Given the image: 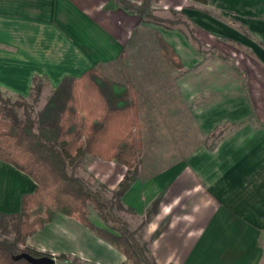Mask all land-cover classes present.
I'll use <instances>...</instances> for the list:
<instances>
[{
  "label": "crops",
  "instance_id": "0c3cea01",
  "mask_svg": "<svg viewBox=\"0 0 264 264\" xmlns=\"http://www.w3.org/2000/svg\"><path fill=\"white\" fill-rule=\"evenodd\" d=\"M174 13L184 15L186 26L151 23L152 16L166 20ZM136 30L140 50L128 51ZM156 37L173 49L181 71L158 52ZM109 66L126 77L134 110L140 106L137 84L153 116L164 105V112L177 116L178 103L181 110L185 103L197 137L191 153L137 180L122 197L150 264H264V0H0V93L28 100L33 79H41V110L63 79ZM183 115L175 119L181 143L189 137ZM219 128L223 132L208 151L205 142ZM76 170L91 175L105 195L126 173L115 161L91 157ZM35 187L0 161V217L18 214L21 198ZM160 194L157 214L147 221ZM88 214L105 228L94 211L88 208ZM25 245L89 264L127 263L59 212Z\"/></svg>",
  "mask_w": 264,
  "mask_h": 264
},
{
  "label": "trees",
  "instance_id": "16d2710c",
  "mask_svg": "<svg viewBox=\"0 0 264 264\" xmlns=\"http://www.w3.org/2000/svg\"><path fill=\"white\" fill-rule=\"evenodd\" d=\"M144 19L147 20V16ZM150 19L155 25L169 23L155 16ZM177 21L185 25L184 15H176ZM139 37L140 32L134 31L127 45L128 51L140 50L138 45L142 38ZM156 45L167 64L181 71L183 67L173 49L158 37ZM112 72V66H109L107 71L92 69L77 80L63 79L39 111L34 108L44 86L41 79L32 81L30 103L22 98L3 99L0 93V161L26 174L36 184L32 193L21 198L19 213L7 217L14 222V235L12 239L0 235V264H30L24 259H16L21 254L52 258L26 247L25 242L50 223L56 212L78 220L95 236L121 252L126 264L151 263L146 244L137 242L136 232L130 231L127 223L114 215L115 211L131 212L123 206L122 197L137 180L150 179L159 169L141 168L147 160L143 156L140 132L135 127V100L124 74L117 68ZM19 110H22V118ZM222 132L219 128L209 136L205 142L208 151L214 149ZM88 157L115 161L126 168L109 201L102 199L103 186L100 191H92L75 173ZM161 199L162 194L148 207L147 221L157 214ZM87 206L93 207L105 228L90 221ZM164 228L165 225H161L152 239ZM54 259L56 264H89L63 254Z\"/></svg>",
  "mask_w": 264,
  "mask_h": 264
},
{
  "label": "rangeland",
  "instance_id": "374dc122",
  "mask_svg": "<svg viewBox=\"0 0 264 264\" xmlns=\"http://www.w3.org/2000/svg\"><path fill=\"white\" fill-rule=\"evenodd\" d=\"M166 20L169 21V23H165L168 27L176 26V15L175 14H169ZM168 70L170 71V68H168ZM136 87L139 90V95H137V98H139L138 106L139 105L140 106L137 108V110H134L136 114V119H137L135 127H136V130L140 132L141 139H142L141 141H142V147H143V156H144V159L147 160L146 165L144 164V166H141L142 170L144 168L147 169V166H150V169L152 170L161 169L167 165L175 163L176 161L181 159L183 156L186 157L189 153H191V150L196 146V142L194 139L195 138L197 139V137L194 136L195 134L193 133L194 131L192 132L191 123L189 122V118L187 115L188 108L186 107L185 103H184L183 110L180 109L179 103L177 107L178 110H180V111H177V116L179 117V114L183 112L185 128L189 129V131L185 130L186 133L189 135V137H184V141L181 143L179 142L180 138L179 136L176 135V131H175L176 129L175 119L177 118V116L175 115L176 114L175 111L164 112L166 107H168V105L167 106L164 105V111H161L159 113L160 116L158 114H155L153 116V113L146 110L145 108L146 106L142 104V100L145 96V93L141 91L138 84ZM1 95L3 99L10 98L12 101H15L16 99L20 98V97L4 95L2 93ZM27 102L30 103L29 99L27 100ZM172 104L175 105V103H172ZM39 109H40L39 105L37 104L34 110L39 111ZM19 116L22 118V110H19ZM144 117L145 119H142ZM147 125H150V127L149 126L147 127ZM75 173L79 175V177L82 178L89 185L92 191L93 190L100 191L97 184L95 185V180L91 175L84 173L83 171L79 173V170H76ZM95 187H97L96 188L97 190L92 189ZM101 195L104 201H109L111 199V193H106L105 195V192L101 191ZM103 196H105L106 200L104 199ZM88 208L90 212L94 211L93 207L87 206V211H88ZM128 214H129L128 212H124V211L114 212V215L120 220L124 222L126 221V223L130 225L128 226L129 230L133 231V229H135V227L137 226V222L134 220V222L132 223L131 220L133 219H131L128 216ZM90 221L95 225L94 220L91 216H90ZM13 223L14 222L12 221V219L0 217L1 237L12 239L14 235Z\"/></svg>",
  "mask_w": 264,
  "mask_h": 264
},
{
  "label": "water",
  "instance_id": "95a60500",
  "mask_svg": "<svg viewBox=\"0 0 264 264\" xmlns=\"http://www.w3.org/2000/svg\"><path fill=\"white\" fill-rule=\"evenodd\" d=\"M16 259H24L30 264H56L53 258L50 257L34 258L28 254H21L17 256Z\"/></svg>",
  "mask_w": 264,
  "mask_h": 264
},
{
  "label": "built area",
  "instance_id": "2783aa9c",
  "mask_svg": "<svg viewBox=\"0 0 264 264\" xmlns=\"http://www.w3.org/2000/svg\"><path fill=\"white\" fill-rule=\"evenodd\" d=\"M52 258L54 259V257L52 256ZM54 261H55V259H54Z\"/></svg>",
  "mask_w": 264,
  "mask_h": 264
}]
</instances>
